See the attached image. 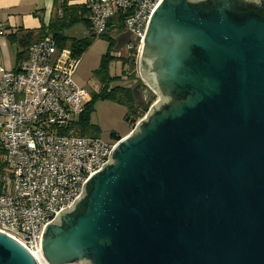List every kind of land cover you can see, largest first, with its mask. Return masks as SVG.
Masks as SVG:
<instances>
[{"label": "water", "instance_id": "obj_1", "mask_svg": "<svg viewBox=\"0 0 264 264\" xmlns=\"http://www.w3.org/2000/svg\"><path fill=\"white\" fill-rule=\"evenodd\" d=\"M237 1H261L264 13V0ZM228 2L156 6L142 79L116 86L136 109L155 92L184 97L164 111L158 101L45 226L47 264H264V16ZM114 40L118 52L132 39ZM88 188L86 212L70 217ZM0 264L39 263L0 233Z\"/></svg>", "mask_w": 264, "mask_h": 264}, {"label": "built area", "instance_id": "obj_2", "mask_svg": "<svg viewBox=\"0 0 264 264\" xmlns=\"http://www.w3.org/2000/svg\"><path fill=\"white\" fill-rule=\"evenodd\" d=\"M161 0H84L96 37L111 26L131 35L126 48L141 57L149 20ZM87 34V33H86ZM6 29L0 22V38ZM117 36V37H118ZM138 60V59H137ZM78 61L53 36L33 42L14 69L0 65V143L5 173L0 195V233L24 246L39 264L45 226L82 194L85 182L109 161L113 148L128 138L152 107L136 120L127 136L107 142L81 137L78 123L88 93L74 79Z\"/></svg>", "mask_w": 264, "mask_h": 264}, {"label": "trees", "instance_id": "obj_3", "mask_svg": "<svg viewBox=\"0 0 264 264\" xmlns=\"http://www.w3.org/2000/svg\"><path fill=\"white\" fill-rule=\"evenodd\" d=\"M193 6L196 8L201 6L203 11L208 13L212 10V8L206 6V3L193 4ZM248 6V13L264 16L262 6L254 4H249ZM119 18L120 16L111 19L109 22V31L99 36L100 39L109 42L107 53L101 58L100 67L94 71L95 76L100 82V90L97 93L92 94V98L86 103L84 111L79 117L78 123L72 125V128L78 136L99 137V129L90 122L91 116L95 111V105L98 101L107 100L127 107L129 112L127 120L131 123L132 120H130V114L134 115L135 119L138 120L156 100V96L152 94L150 100L142 108L136 109L131 89H124L116 86L119 82L124 80L123 76H111L110 74L109 64L111 61H122L124 66L126 65L128 67V71L124 68L125 70L122 72L124 76H127L126 80L140 81L135 72L137 57L131 55L119 58L113 53L114 47L116 46L114 36L120 35L123 32V28L114 29L111 25L116 22H121V19ZM90 21L89 12L84 6V0H55L54 15L48 25H42L38 31H29L27 33H23L22 30L11 33H7L6 31L5 37H7L11 45L16 46L15 65L17 66L26 57L27 49L33 42L47 35L53 36L60 48L69 47L72 57L79 62L80 58L88 51L90 46L96 40L92 34H86L90 32L91 29ZM77 27L81 28L77 33L79 35L81 33L82 35L79 37L66 35V31H70ZM165 108H167V106ZM112 137L119 138L117 135H113ZM3 154L4 152L0 143V195L4 189V182L1 179V175L5 173L6 168L3 163ZM89 191L88 188L86 198L80 203L76 210L69 215L70 217H77L86 212ZM63 227L66 228V225H63Z\"/></svg>", "mask_w": 264, "mask_h": 264}, {"label": "rangeland", "instance_id": "obj_4", "mask_svg": "<svg viewBox=\"0 0 264 264\" xmlns=\"http://www.w3.org/2000/svg\"><path fill=\"white\" fill-rule=\"evenodd\" d=\"M81 28L77 27L70 31H66L67 36L79 37L80 35L77 33ZM117 37V36H115ZM96 40L90 46L88 51L80 58V61L77 63L74 79L75 81L82 86L88 93L87 102L92 98L93 93H97L100 90V82L99 79L95 76L94 71L100 67V62L102 56L107 53V49L109 46V42L104 39H100L99 37H95ZM16 53V46L13 47ZM125 55L123 54L122 57ZM15 57V55H12ZM136 62V74L139 79H142L140 72V57L137 58ZM128 71V67L122 61H111L109 64V70L111 76H123V81L126 80L127 76L122 74L125 69ZM128 73V72H127ZM138 81V80H137ZM146 88V86H145ZM152 94L149 96L146 103L150 100ZM157 99L154 101V103ZM153 103V104H154ZM152 104V105H153ZM151 105V106H152ZM128 108L119 104H116L111 101H98L95 105V111L91 116V123L96 126L99 131L101 138L104 141L111 142L113 141L112 136L117 135L122 137L130 132L133 123L136 121L134 115L130 114L131 123L127 120L128 116Z\"/></svg>", "mask_w": 264, "mask_h": 264}, {"label": "crops", "instance_id": "obj_5", "mask_svg": "<svg viewBox=\"0 0 264 264\" xmlns=\"http://www.w3.org/2000/svg\"><path fill=\"white\" fill-rule=\"evenodd\" d=\"M54 1L0 0V22L5 26L7 33L17 32L18 30H22L23 33L38 31L42 25H48L53 17ZM13 47L14 45L10 44L7 37L0 38V65L9 70L16 68L15 57H12V55H15ZM152 94L156 96L157 101L155 103L160 101L157 92Z\"/></svg>", "mask_w": 264, "mask_h": 264}, {"label": "flooded vegetation", "instance_id": "obj_6", "mask_svg": "<svg viewBox=\"0 0 264 264\" xmlns=\"http://www.w3.org/2000/svg\"><path fill=\"white\" fill-rule=\"evenodd\" d=\"M228 4H229L230 7H232L234 9L235 13L238 14L239 16H244V15L248 14V12H249L248 11L249 10V6L248 5L249 4L263 6L262 5L263 3L261 1L260 2H250V1L229 0ZM113 53L115 54L116 57H119V58H121L123 54L125 56H131V54H129L126 46H124L118 52H113ZM158 70H159V66L155 67V72H158ZM163 97H164L163 101L162 100H161V102L159 101V105H158V108H159L160 111H164L166 106L170 107V106L176 105L180 100H182V98L184 96H182V95L176 96L174 93H171V92H168V91H164L163 92ZM84 262H85V264H92V261L90 259H87V258L84 260Z\"/></svg>", "mask_w": 264, "mask_h": 264}, {"label": "bare ground", "instance_id": "obj_7", "mask_svg": "<svg viewBox=\"0 0 264 264\" xmlns=\"http://www.w3.org/2000/svg\"><path fill=\"white\" fill-rule=\"evenodd\" d=\"M44 264H47V262H46V263H44Z\"/></svg>", "mask_w": 264, "mask_h": 264}]
</instances>
